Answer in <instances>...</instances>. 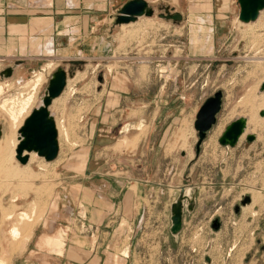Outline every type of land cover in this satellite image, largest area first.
Wrapping results in <instances>:
<instances>
[{
    "label": "rangeland",
    "instance_id": "1",
    "mask_svg": "<svg viewBox=\"0 0 264 264\" xmlns=\"http://www.w3.org/2000/svg\"><path fill=\"white\" fill-rule=\"evenodd\" d=\"M162 11L155 22L131 26L121 36L120 48L111 49L108 58L49 64L46 71L33 70L36 75L32 71L19 83L0 70V196H5L4 202L0 199L4 208L0 264L27 261L12 256L23 251L27 239L13 240L9 232L12 221L21 228V236H26L24 227L29 219L35 225L42 223L54 215L59 202L68 200L81 207L83 199L85 205L92 202V184L101 182L92 171L99 167L111 170V156L137 149L148 130L142 121L148 108L141 104L161 89L176 92L182 101L192 98L197 113L209 97L222 91V108L199 153L196 129H192V138L191 131L179 130L171 141V151L187 150L196 158L202 154L200 160L190 163L195 165L192 176L180 179L199 202L195 216L188 217L186 233L178 240L156 237L161 242L152 244L148 242L153 237H143L135 244L139 256L130 264H264V128L253 132L247 124L235 146L219 142L232 121L238 117L248 120L239 100L251 86L259 83L258 91L264 93V9L250 22L239 19L238 0L183 1L176 21ZM210 36L212 41H206ZM59 68L67 71L68 82L50 110L60 129L57 160L62 162L46 161L33 153L29 162L22 164L16 151L11 156L22 125L18 129L13 126L10 108L18 109L33 95L28 107L32 112L41 104L49 80ZM34 81L38 82L35 92ZM105 90L125 91L134 102L121 104L134 109L129 118L133 122L125 121L127 114L117 118L119 128L114 130L112 147L102 145L111 140L97 138ZM153 111L150 108L149 112ZM260 111L259 118L264 119ZM251 133L255 139L249 141ZM196 184L199 188L194 195L192 186ZM188 190L185 192L190 194ZM248 197L250 201L243 204ZM22 213L30 218L18 220ZM9 215L15 218L9 221Z\"/></svg>",
    "mask_w": 264,
    "mask_h": 264
},
{
    "label": "crops",
    "instance_id": "2",
    "mask_svg": "<svg viewBox=\"0 0 264 264\" xmlns=\"http://www.w3.org/2000/svg\"><path fill=\"white\" fill-rule=\"evenodd\" d=\"M129 1L0 0V70L11 69L9 76L19 83L33 70L46 71L49 64L108 58L111 49L120 48L121 36L131 26L155 22L162 17H158L162 10L176 21L181 2L187 0H145L152 15L120 23V10ZM104 93L97 138L111 140L102 145L112 147L114 130L119 128L117 118L127 114L125 121L133 122L129 118L134 109L121 104L134 102L125 91ZM141 105L148 108L142 119L148 130L137 149L111 156V170L99 167L92 171L101 182L92 184L96 196L91 203L85 205L83 199L81 207L68 200L59 202L54 215L38 225L30 218L24 227L27 235L21 236L28 237L24 249L13 258H26L24 264H130L139 256L135 244L143 237H153L148 242L152 244L161 242L156 237L178 240L186 233L188 217L195 216L199 202L195 200L192 211L185 208L183 229L178 234L171 231L172 206L185 186L180 179L192 176L195 165L190 163L200 160L202 154L196 158L187 150L171 151L170 145L179 130L187 129L191 131L189 138L193 137L197 109L192 98L182 101L176 92L164 89ZM152 107L154 111L149 112ZM196 185L192 186L194 195L199 188ZM186 195L191 197V193ZM0 199L4 202L5 196ZM3 210L0 203V241L4 237ZM58 229L63 232L61 252L48 244Z\"/></svg>",
    "mask_w": 264,
    "mask_h": 264
},
{
    "label": "water",
    "instance_id": "3",
    "mask_svg": "<svg viewBox=\"0 0 264 264\" xmlns=\"http://www.w3.org/2000/svg\"><path fill=\"white\" fill-rule=\"evenodd\" d=\"M240 5L239 19L243 22H250L259 17L264 9V0H238ZM152 15V10L145 0H131L120 10L118 21L129 23L135 21L139 16ZM7 76L11 74V69L5 71ZM68 82V73L65 69H57L51 76L42 103L34 108L25 119L19 129V143L16 148V158L22 163L29 162L30 153L35 152L46 161L55 160L60 151L59 133L55 118L51 115L50 107L53 100L59 97L65 90ZM264 90V82L261 85ZM223 102V92L217 91L209 97L199 109L196 115L195 128L198 131L199 139L196 144L197 153L200 152L201 145L205 141L208 132L217 122V115L221 111ZM260 116H264V110L260 111ZM246 127V119L238 117L232 121L225 129L219 142L222 145L235 146L243 135ZM1 133V128H0ZM247 139L252 141L255 134H248ZM193 199V200H192ZM250 201L248 197L243 204ZM195 205V197L185 195V188L181 189V195L172 206V227L173 234H178L183 229V215L187 208L192 211ZM218 227V224L214 225Z\"/></svg>",
    "mask_w": 264,
    "mask_h": 264
},
{
    "label": "bare ground",
    "instance_id": "4",
    "mask_svg": "<svg viewBox=\"0 0 264 264\" xmlns=\"http://www.w3.org/2000/svg\"><path fill=\"white\" fill-rule=\"evenodd\" d=\"M205 39H206V36H205ZM206 41H212L211 36H210V38H207ZM37 79H39V78H37ZM37 87H38V82L37 83L35 82V84H34V86L32 88L34 90V92L36 91V88ZM258 89H259V83H256L255 85L251 86V88L246 92L245 96L242 97L239 100V106L240 107H243V109H244L242 111L245 112V113H248V116H249L248 120H247V118H245L246 119V127H245V130H246L247 124H248L250 126V129L253 132L258 131V129H260V128H264V119H260L259 118V115H258V113H259L260 110H264V93H260L258 91ZM32 97H33V95L32 96H29L27 99H25V101L22 103V105L20 107H18V109L10 108L11 113H9V114H11V119L13 121V126L16 129H18L21 125H23L22 124V123H24L23 121H25V119L30 115L31 112L28 111V107H29V105H30V103L32 101L31 100ZM41 103H42V100H41ZM50 109H51V107H50ZM51 115H52V117H54L52 113H51ZM20 120H21V123H19ZM56 125H57V122H56ZM57 129H58V133H59V137H60V131H59L60 129H59V126L58 125H57ZM13 131H14V129H13ZM14 132H16V131H14ZM244 134H245V131H244L243 135L240 138H242L244 136ZM18 143H19V134H18V140L13 142V148H12V152H11L12 158L15 155V151H16L15 148H17ZM59 144H60V142H59ZM33 153L36 154L35 152H31L30 155H32ZM59 157H60V155H58V157L55 160L59 159ZM57 161H59V160H57ZM0 162H1V160H0ZM59 162H62V160H60ZM4 163H5V161H4ZM7 218L10 221V219H14L15 217L13 218V215H9ZM27 218H30L29 215L27 213H22L19 216V219L18 220H20V219L24 220V219H27ZM20 222H22V221H20ZM12 223H13V225L12 226L10 225L11 227H10L9 232H10V235L12 236V238H14L13 240H16V239H19L21 237L22 232H21V228H19L17 226V224H16L17 222L14 224V221H12ZM62 235H63V232H61V230L58 229V231L55 234V236H56L55 237V240L53 238V242L52 241H49V243L51 242V244H50L51 248H53L54 250L60 251V249H61V247L63 245V243L61 242ZM26 238L28 239V237H26ZM50 264H51V262H50Z\"/></svg>",
    "mask_w": 264,
    "mask_h": 264
},
{
    "label": "built area",
    "instance_id": "5",
    "mask_svg": "<svg viewBox=\"0 0 264 264\" xmlns=\"http://www.w3.org/2000/svg\"><path fill=\"white\" fill-rule=\"evenodd\" d=\"M33 74L36 75L35 71H33Z\"/></svg>",
    "mask_w": 264,
    "mask_h": 264
}]
</instances>
